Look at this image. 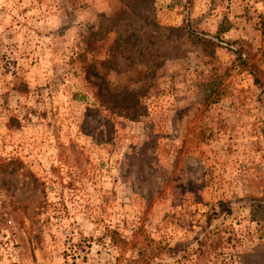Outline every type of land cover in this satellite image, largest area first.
<instances>
[{
    "label": "rangeland",
    "instance_id": "1",
    "mask_svg": "<svg viewBox=\"0 0 264 264\" xmlns=\"http://www.w3.org/2000/svg\"><path fill=\"white\" fill-rule=\"evenodd\" d=\"M263 199L264 0H0V264H264Z\"/></svg>",
    "mask_w": 264,
    "mask_h": 264
},
{
    "label": "trees",
    "instance_id": "2",
    "mask_svg": "<svg viewBox=\"0 0 264 264\" xmlns=\"http://www.w3.org/2000/svg\"><path fill=\"white\" fill-rule=\"evenodd\" d=\"M233 52L236 54V57L237 59H240L242 61L243 64L246 65V67L244 68L245 70L249 71L250 73H252V76H253V81L255 84H259L260 83V80L259 78L257 77V74L255 73V71H253V65L252 63L249 62V56L246 55V56H243V51L242 49H232ZM264 200V199H263ZM257 207H261V209L264 210V206H259V203H256L255 207L253 208V211H252V215L254 216V211L257 209Z\"/></svg>",
    "mask_w": 264,
    "mask_h": 264
}]
</instances>
